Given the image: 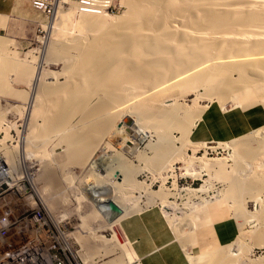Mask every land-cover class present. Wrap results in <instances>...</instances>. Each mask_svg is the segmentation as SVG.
I'll use <instances>...</instances> for the list:
<instances>
[{"label":"bare ground","instance_id":"1","mask_svg":"<svg viewBox=\"0 0 264 264\" xmlns=\"http://www.w3.org/2000/svg\"><path fill=\"white\" fill-rule=\"evenodd\" d=\"M124 1L125 3L127 1L129 2L127 3L130 4L131 7L129 8L131 9V11L128 13V16H126V18L123 21L116 24L118 26V28L117 26L116 28L117 30L119 29L118 30L119 33L122 34V38L118 40L117 39L118 37H116L117 41H115L112 45H110L111 44L110 43L109 45L111 47H109V49L105 52L101 51L102 50L101 46L103 45L99 42L97 43L93 42L95 45L93 46L91 45L92 47L90 48H87L83 46V44L82 45L80 44L81 47L79 52L82 56L87 57L88 55L87 57L88 60H86L87 62L82 60L83 62H86L84 68H80L77 66L78 69L80 68L81 72H79L80 75L76 77L79 80V77L81 76L80 81L82 83H79V86H77L78 84H76L75 86H73L72 84L71 87L76 88V87H80V84L82 85L79 89L77 88L79 91L75 92L74 89L75 93L73 97L72 95H70L71 93L70 94L68 93L69 90L65 89L67 90V93L71 96V100L69 104L71 105V107L69 108L71 112L68 110L70 114L67 117L79 113L83 118V120H86L88 122L87 124L88 126L87 127L85 126L87 130L83 131L84 133L81 132L80 134H78L79 132H77V134H73V130H72L71 131L72 134L68 136L66 139H64L69 148V152L67 155L68 160L70 163L74 164L75 166L77 165L80 166V168L82 167L84 168V166L87 165L86 164L87 162H91L90 171L93 176L96 175L95 177L97 180L98 179L101 180V183L99 182L101 185L100 184H96L95 186L90 185L89 186L90 193H92V189L97 191L99 193L100 198L98 196L96 199H98L99 202L104 196H105L104 198L107 197L106 201L100 202L106 211L109 210L107 208V203L109 201L114 202L121 210L125 209L124 207H127L126 205L129 204V201L131 200L133 194L132 193L131 195H129L127 194L128 192L126 191L127 190L133 191L139 188L143 189V186L145 184L142 186L141 183H139L136 180V174H138L139 171L142 170L139 169V171H137L138 169H136V167L133 166L132 163L130 164L128 161L124 160L125 156L122 158V156H120L117 153V155L119 156L118 159L116 160L110 158L112 161H110L109 157L105 153L95 157L94 153L98 148H101L100 146L104 145V147L106 146L107 148L110 147L112 144H115L118 147L123 148L124 153L135 154L138 158H144L147 161L148 166L150 165V167H152L156 172L166 171L164 169L171 166L172 163L174 164L175 158H173V155L177 151V148L174 144L175 136L174 137L171 136L170 135L171 133L168 134V131H170L168 126L161 127L164 128L165 131L168 130L167 133L162 135H159L157 133V132H161V129L159 131L160 127L156 126L157 123L154 126L152 125L154 119L151 118L152 117L155 118L154 117L155 115L158 116L157 113L160 112V109H156L155 111L154 110L150 111L149 109L151 107L152 102L156 104L158 103L162 104L161 103L162 100L160 101L159 99L161 98L159 97V93L162 92L164 89H166V87L168 88V86H172V84H175L176 82H178L177 84L179 83L181 85L184 84L183 83L184 79L189 77L187 75L191 73L190 76L191 78L189 79L187 78V80L191 82L195 81V83L198 82L200 86L204 88L203 89L204 94L201 95V100L202 99L207 100L209 99V97L214 95V93L217 95L220 92L218 89H221L226 84L230 85L231 88H234L232 86L238 84V83L235 84L236 81L241 80V79L234 80L233 78L234 77L233 74L238 73L239 78H242V80L244 79L243 81L247 83L246 84L247 86H252L254 88L256 86L259 87L256 88V92L264 95V0H124ZM160 1L165 3L166 9L164 10L166 12L164 11L165 14L162 15V18L158 17L159 18L158 19L156 18L157 12L154 6L155 4L157 5L159 3L161 4ZM88 2L87 3L89 5L85 7L90 8L92 5L91 2H93V0H88ZM104 6L107 5L102 4V6L100 5L98 7L100 11L98 10H91L90 12L81 11L83 13H81L78 16L79 19L76 20L75 23H71V24L69 23V25H67L66 22H64V24L67 25L64 26L62 21L68 16L63 17L61 21L56 20L57 15L61 11V0H56L55 19L53 20L52 23H49L48 27L50 28V30L53 31V34L58 30L59 31L61 30L60 32L65 31V33L67 32L68 34L73 33V32L70 33L68 31L69 28L77 30L78 32L79 30L100 31V28L104 23L103 22L104 16L100 15L101 13L105 12L103 10ZM104 24H106V22ZM62 33H60L62 36L66 35L64 33L63 35ZM59 37L61 39V36ZM9 40L4 39L2 37L0 38V55L2 52L8 50L7 48L10 42ZM52 44L51 42H49L47 45V41H45V46L42 55L43 61L41 60L42 63L41 65L47 64L48 62L52 61L53 58L56 57L57 59H55L54 61H57L58 59L60 61H63L67 70L69 71L75 70L76 71L75 74L78 75L77 69L73 70V65L75 62L74 63L72 62L74 61L73 60L74 58L71 57L69 53H67L68 51L67 52L64 51V55L62 57L61 55L58 54V52L55 49L51 47ZM61 52H63V50L60 51V53ZM6 57H7L6 59L8 60L9 59L11 60L12 58V57L9 58V56ZM80 58L82 59V57ZM76 59L79 60V58ZM4 62L7 61L5 60ZM12 63H16V62L14 61ZM82 64L83 63H81L80 65ZM96 66L100 68V70L98 69L99 71L97 70V72L95 70V68L97 69ZM11 67H14L15 69L19 70L21 73L23 71L26 72L29 71L33 79L32 81H34L33 83L34 89L31 90L32 91L31 95L33 94L35 96V100H33L34 101L33 105L31 106L29 105L25 113L26 114L25 120L26 123H28L27 131L29 132L28 135L22 140L27 150H29L28 148H30L33 141L36 140L35 138L36 124L33 122L34 115L37 111H39V113L41 112L40 105L44 103V100L47 98V96L46 98L45 96H43L47 94L46 92H45L46 94H43L45 88H48L46 90H48L51 93V96L48 97L53 98L55 96L54 93L56 94L57 97L58 94L60 96L61 93L63 94V92H65L64 91L65 85L60 86L62 88H58V87L52 88L53 87L51 86L52 84L50 85L49 83H47V81L50 79V77L47 76V74H50L47 73L48 70L45 71L43 69L41 71L40 70L34 71V69L32 68L31 70L28 68L29 69L28 70L27 66L22 64L21 65L13 64V66L10 65L9 69H11ZM183 69L187 73H183ZM75 74L73 73V75ZM184 74H187L186 75L187 77H183ZM73 75L71 74L72 80L74 81L73 77L75 76ZM31 77H29V79ZM77 78L75 79L77 80ZM56 80L58 81V79ZM69 80H71V77ZM242 80L241 82H243ZM190 83L189 85L186 84L187 87L191 85ZM70 85L65 87L69 88ZM192 85H194L195 87L197 86L196 84H192ZM226 86L223 88H228ZM192 87L191 90L195 91L193 90L194 88ZM197 87H199V85ZM197 91H199L198 88ZM262 99L264 100V97ZM174 107L175 106L168 105L165 108V110H168L167 112L168 116L170 117L173 116V118H174V113H176L175 111L178 112L179 110V107L178 108L177 107L174 108ZM203 109L198 110L199 112L197 111V114L194 110H193L194 113H192L193 111L191 110H190L191 112L186 111L184 112L185 113L184 116L183 115L182 117L179 116L180 119L177 118L180 122L183 123L182 124L179 122V126H180L179 128L181 129V131L182 130L186 131V132L182 131L184 132L183 135L187 133L189 129V125H193L194 123L193 121L196 117H199L198 120L200 119V121H202L204 113L206 112L205 111L206 109L204 110ZM161 114L162 115L164 114V116L166 115L164 111ZM162 115L160 117H162ZM167 118L169 119V117ZM156 119L155 122H157ZM129 120L131 121L130 125L128 124ZM157 120L160 121V119ZM66 121L70 122L68 121V118L67 120H65V122ZM57 122L58 121H56L55 125H57ZM190 122L193 123L190 124ZM161 124L162 123H160L159 125ZM50 129L52 128L50 127L49 131ZM190 130L191 129H189V131ZM154 136L158 137V140L156 143L153 144L152 141L154 140L153 139ZM105 140L106 142H104ZM239 141L238 143L241 144V146L238 145V143L234 145V147L235 146L238 147L234 148L235 149L234 153L236 154H234L235 158L233 157L234 158L233 160H235L234 164L236 166L235 168L234 167L233 168L235 169V172L237 174L236 177H233L231 179L232 183L231 182L230 183L232 186L229 188V190L230 189L231 190L229 191L228 189H226L228 190V192L226 193L223 192V193L227 196L226 198H230L231 203L233 202L232 208L234 209L235 212L234 216L236 215L237 218L236 220H238L240 224L248 220L250 224L254 225L253 227H255L256 230L255 231L252 230L253 235H251L253 236L254 243L256 245H264V207H262V205L264 204L261 205V208L263 209H261V211L257 212L256 214L255 213L248 214L247 213L248 211L244 210V208L238 209L237 207L238 205H236L238 204L239 201L242 202L241 201L242 197L239 196H242L240 194L243 191L252 194V199H253V197L255 198L264 188V167H263L264 166L263 165L264 130L260 131L259 134L257 133V135H254V137L248 138L247 136L245 139L243 138ZM147 142H149L148 145L146 144ZM145 144L147 147L150 146V150L154 149L153 157H148L146 151L147 147H145L144 150L142 149V147ZM180 152L181 150L179 151V154H181ZM4 154L6 155L5 157L0 156V166L1 167L7 166L9 168L6 169L0 167V185L6 184L11 186V183L7 184L6 181L11 180L15 182L17 178H19V177L17 178L13 177L12 169H14V164L15 163L18 164V161L21 160V158L19 157L20 159L19 160L17 159V155L19 153L17 154L16 152L14 153L16 156L15 159L11 155L12 153L10 154L8 151ZM26 154L29 155L28 153ZM174 156L177 157L176 154ZM181 157L183 156H180V158ZM24 161H28V165L26 169L31 170L35 167L34 165L36 162H29L30 161L29 158H25ZM206 163H207V171L209 170V172L211 171L212 168H217L214 177L217 174L222 178L223 177L222 175L225 176V174H228L226 173L227 171L225 172L224 170L225 164L224 162H222V160L208 159ZM173 166H175V164ZM173 166H171V168ZM43 171L42 173H40L39 179L45 182V186H43L41 192L43 193L42 198L45 200L49 211L45 208L46 206L44 204V201H42L39 195H38V198L40 199V200L38 199L39 204L34 201V198L32 196H29L30 198L24 199V203L28 204L25 205V207H29V206L34 207L37 205L42 206V208L52 218V221L55 225L54 238L58 239L60 237V240L62 241L64 246L67 247V249L69 248L73 249L70 250L71 252H73L75 257L78 256V258H80L79 264H84L82 257L85 260V256H87V258L89 259L91 258L90 256L94 254H100L101 246H104L103 248L106 250V254L111 252L112 251L111 247L113 245L110 247L111 244L109 245L108 241L112 236V227L110 228L106 227L109 228V230L108 229L105 230L101 226L104 229V231H102L101 234H96V232L90 233V234H94L92 235L94 237V240L95 237L96 238L99 237L100 240L99 241L96 240V241L100 243L97 242L95 243V241L93 242L92 241L93 237H91L90 235L86 236L84 234H81L82 233L81 231H77L78 233L81 232L80 234L77 233V241L79 242L82 241V243L80 242L82 244V250L85 251L86 253L82 254L78 248H75L73 246V244L76 246L77 244H75L74 237L72 236V232L71 230L65 229V226L72 227L71 223L64 220H62L61 222L58 221L60 217L57 214L59 213L58 210H60L61 207L60 206L61 200L58 199V194L66 193V191L69 190L73 192L77 191L76 192L77 194L81 192H79L78 187L74 188L73 186L71 189L69 188V190L65 189L64 185L61 184L60 180L59 181L57 180L54 171L52 172L50 168H46ZM90 171L88 172L90 173ZM253 171L255 172L254 177H240L242 175L244 176V174L246 175V173L251 174ZM99 172L104 174H99ZM72 173L74 174V172ZM159 174L161 175V173ZM28 179L32 180L29 177ZM68 179L69 178H66L65 180L68 181ZM34 184L36 185V183ZM34 184L32 182L33 187L36 188ZM200 190L202 191L203 187L201 189L192 190V192L198 193V191ZM205 191H208V189ZM145 193L150 201L153 200L154 196H157L156 193L149 190L145 191ZM159 194L161 193H158V195ZM161 195H166V193ZM133 197L136 198L137 196H133ZM235 197L237 198L239 197L240 200L237 201L238 199H236ZM226 198H221V197L218 199L216 198L217 200L214 199L215 202L210 201V203H206L207 201L203 199L204 201L203 205L201 203L200 204L202 206H200L199 204L198 205L201 207V210L209 211L208 209L210 208L211 213L213 214L215 213L214 215H216V217H221L224 213V208H221V205H218V203H221L222 201H227ZM257 200H259V197L256 199V201ZM33 201L36 204H33ZM211 203L215 204L216 206ZM243 206L244 205H242V207ZM128 211L125 210V212L127 213V214L125 213L126 217H130L129 216L130 212ZM93 214H95V211ZM97 214L98 213H96L95 215ZM78 215H79L78 217H80V219L82 220L83 224H85L86 226H88L87 224L91 223L90 216L84 217L79 213ZM188 215L186 213L185 216L184 213L185 217H183L182 219L185 222L183 220L182 222L183 224L186 223V225L181 224L179 227L178 224L177 226L176 224H173L175 222H173L172 225H170L172 221L169 224L168 223L169 221L166 222L168 217L166 219L164 218L168 228H170L172 234L174 235L175 241H177L179 243V246L182 247V250L184 251V255L186 257L188 264H235V263L251 264L249 263L247 258H243V256H241V251L242 252L245 251V250L243 251V247L246 248V244L243 241L245 238L242 240L241 235L239 236L235 235L234 238L231 240V242L226 246L222 245L220 247H216L215 249L205 251L203 254H198L196 256H194L195 254L192 255L193 246L190 240V233L192 232V230H196L197 226L194 221L193 215L190 216ZM99 216H94V217H99ZM109 217L110 220H107V218L106 220L107 222L108 221L110 222L112 219L111 224L108 222L110 226L116 224L114 223L115 217H113L112 213L110 215L108 214V218ZM118 217H116V220L118 218L117 225L119 229L118 244L122 249L124 248L126 250L128 249L129 245L127 244L128 246H126L127 247L126 248L124 246L125 243L122 242V240H124V236H123L124 231L122 228L123 219H121L120 216ZM123 217L125 218V216ZM103 218L105 219V217ZM108 223L107 225H109ZM89 229L91 230V227ZM97 232L100 231L97 230ZM82 238H84V240H82ZM199 238L200 239L198 240H204L203 236H199ZM1 242H4V240L1 239L0 243ZM100 257L102 256L100 255ZM117 258H118V263L119 261H122V263L119 264H124L123 260H120V257ZM128 261H130V258ZM124 262H126V260H124ZM104 264H117V261L111 259L107 262H104Z\"/></svg>","mask_w":264,"mask_h":264},{"label":"rangeland","instance_id":"2","mask_svg":"<svg viewBox=\"0 0 264 264\" xmlns=\"http://www.w3.org/2000/svg\"><path fill=\"white\" fill-rule=\"evenodd\" d=\"M41 1L43 3L51 6L53 8V11L49 14H47V13L45 14L43 12H40V11H38L32 7V4H31L32 0H30L31 6H29L25 10L23 15L21 14L20 16H17L15 18V21H14L15 23H14L13 29H11V31H9L5 34L4 33L0 34V37H2L4 39H8V40L11 39L12 40V41L9 40L12 45L9 42V45L7 48L8 50H6L5 52H2L0 55V156L5 157L6 155L4 153H6L8 151L10 154L12 153L11 155L15 159L16 156L14 153L16 152L17 154L19 153L17 155V159L18 160L20 158H21V160L23 159L22 161L19 160L18 164L15 163L14 169H12L13 170L12 171L13 177L14 178L19 177L21 179L17 178V180L15 182H13L11 180H7L6 181L7 184L11 183V186L6 185V184H3L2 186H0V219L2 220L3 217H5L7 215L6 214L7 209H8V211L11 212L12 216L18 215L19 207H16V206H18L16 204V198H18L19 196H28V197L32 196L34 198V200L39 204V200H40L38 198V195H39L41 197L42 201H44V204L46 206L45 208L48 210V206H47L45 200L42 198L43 193L41 192V189L43 188V186H45V182L40 180L39 177H40V173H42L43 170H45L46 168H50L52 170V172L54 171L55 177L57 178L58 181L60 180L61 184L64 185L65 189L69 190V188L71 189L73 186L74 188L78 187L79 192H81V193L77 194L76 193L77 191L73 192L70 190L69 191L65 190L66 193H59L58 199L61 200L60 201L61 207H60V210H58V212L60 214L58 213L57 215H59V217H60L58 221L61 222L62 220H64V221L71 223V226H72L71 232H72V236L74 237L75 244H77L76 248H78L82 254L86 253V252L82 250V244H81L82 241H80L81 243L79 241H77V233H78L77 231L82 232V233L79 232L78 234L81 233V234H84L86 236L90 235L91 237H93L92 235H94V234H90V233L96 232V234H101L102 231H104V229L109 230V228L112 227V236L110 237V240L108 241L109 245L111 244L110 247L113 245L112 246L113 248L111 247L112 251L110 249L111 252L106 254V250L103 248L104 246H101L100 254H94V255L90 256L91 258H89V259L87 258V256H85V260L82 257L84 264H104V262H107L111 259L116 260L117 264L122 263V261H119V263H118L117 257H120V260H123L124 264L125 263H127V264L133 263V262H131L134 259L133 251L131 248V244L127 240L125 234H123L124 240H122V242L125 243L124 244L125 247L128 245L130 247L128 246V249L125 250L124 248L122 249L118 244L119 243L118 242L119 241V238H118L119 237V235H118L119 229H118V225H117L118 224L117 220L119 217L117 216L118 217L117 220L115 217L114 223H116V224H114L112 226H110V224L112 223L111 222L112 219L110 222L108 221L110 224L107 222V220H110V217L108 218V214L109 215L111 214L110 210L106 211L104 209V207L102 206V204L100 203L101 201H106L107 197L104 198L105 197L104 196L101 199V201L99 202V200L96 199L99 196V193L93 189H92V193H90V189H89L90 185L95 186L96 184L101 183V180L100 179L97 180L95 177L96 175L93 176L91 171H90L91 162H87L86 163L87 165H85L86 167L85 166H84V168L82 167L83 169L80 168V166H78V165L75 166L74 164L70 163L68 160V156H67L68 152H69V148H68L67 143L64 140L72 134V132H71L72 130H73V134H77V132H79L78 134H80L81 132L86 131L87 130L86 127L88 126L87 125L88 122L86 120H83V118L81 117V115L79 113H76L75 115H71L72 118H71V116L67 117V116H69V114L71 112V110L69 109L71 107V105H69L70 100H71L70 95H72V97H73L74 93L76 91H79L78 89L81 87L82 84H80V87H76V88L71 87V86H72V84H73V86H75L76 84H78L77 86H79V83H82L80 81L81 76L79 77V80L77 77L80 75L79 74V72H81L80 68H84V65H86V62H87L86 60H88L87 59L88 55H87V57H85V56H82L80 54V52H79L80 47H81L80 44L81 45L83 44V46L90 48L93 45H95L94 43L99 42L103 45V46H101L102 50H101V48H100V50L103 52L107 51L109 49V47H111L110 45H112L115 41H117V39L119 40L120 38H122V34L119 33V31H118L119 29L117 30L118 26L116 24L123 21L126 18V16H128V13L131 11V9L129 7H131V6H130V4H128L129 3L128 1H127L128 3L127 2L125 3L124 0H110V5L104 10L105 12L100 14V15L104 16L103 22L104 23L106 22V24L103 23L102 27L100 28V31H97V30L96 31H87V30L83 31L81 29L82 31L79 30V32H78L77 30L69 28L68 31L70 33L71 32H73V33L68 34L67 32L65 33V31L64 32L62 31L64 34H66V35H64L62 32H60L61 30L60 31L58 30L59 32L57 31L53 34V31L50 30V28L48 27L49 23H52L53 20L55 19V14H56L55 13V3H56V0H41ZM78 1L79 0H61V11L57 15L56 20L61 21L63 17L68 16V17H66L67 20L65 18L62 21L63 24H64V22H66L67 25H69V23L70 24L75 23L76 20L79 19L78 16L81 13H83L80 11L81 8H80ZM160 2H161V4L159 3L160 5L155 4V6H154V8L157 12L156 18H158V17L162 18V15H164L166 12L164 10V9H166L165 3L162 1H160ZM156 3H158V2H156ZM158 6L160 7V9ZM157 9H159V10H157ZM162 12H163V14H162ZM158 13H159V15H158ZM62 22H61V24H62ZM67 25L64 24V26H67ZM116 26H117V28H116ZM58 33L59 34L62 33L64 36H62L61 34L59 35ZM59 36H61V39ZM116 37H118V38L116 39ZM44 40L47 41V45L49 42H51V44L53 43L51 45V47L53 49H55L58 52V54L61 55L62 57L64 55V51L65 52L68 51L67 53H69L71 55V57L74 58L73 59L74 61L72 62V63L75 62L73 65V70L77 69L78 75L75 74L76 73L75 70L74 71L67 70L63 61H60L59 59L57 61H54L55 59H57L56 57L53 58L52 61L48 62L47 64L41 65L42 64L41 60H42V55H43V49L45 46ZM62 50H63V52H61V53H63V54L60 53V51H62ZM6 56H9V58L12 57L11 58L12 61L10 59L9 60L6 59L7 58ZM80 57H82V59ZM76 58H79V60H77ZM3 60L4 61L6 60L7 62H4ZM82 60L86 61V62H83ZM14 61L16 63H12ZM80 61H81V63H83L82 65H80L81 64ZM13 64H18V65L22 64V65L27 66V69L29 68L31 70V68H32V69H34V71L35 70L41 71L43 69L45 71L48 70L49 72L47 71V73H50V74H47V76L50 77V79L47 81V83H49L50 85L52 84L51 85V86H53L52 88H55V87L56 88L57 87L62 88L60 86H64V85L67 87L68 85H70V82L72 81L71 85H70L71 88L70 87L66 88L64 86L65 92H63V94L66 96V98L62 93L59 96L58 92H57V94H58L59 98H58V96L56 97L55 93H54L55 96L54 97L52 96L55 100L53 98H49L48 96H51V93L48 90H46L48 88H45L43 94H46V93L47 94L43 95V96H45V98L47 96V98L44 100V103L41 104L42 107H44V108H42L40 105V108H41L40 111L41 112L39 113V111H37L34 115L33 122L36 124V128H35L36 140L33 141V143L31 144L32 148H31V146H30V148H28L29 150H27V148L23 144L22 140H23V138H25L28 135V132H29V131H27L28 130V128H27L28 123H26V120H25V117H26L25 113H26L29 105L30 106L33 105V102H34L33 100H35V96L33 94L31 95V93H32L31 90L34 89L33 88L34 81H32L33 79L30 75V72L28 71L29 69L27 70L28 72L22 70L23 72H26V73L22 72L23 74L19 70L15 69L14 67H11V69H9L10 65L13 66ZM77 66L80 68L78 69ZM81 66H83V67H81ZM96 67H97V69L95 68V70L97 72V70L98 69L100 70V68L98 66H96ZM68 71H69V73H68ZM73 73L75 75H73ZM183 73H187V72H185L183 69ZM25 74H26V76H25ZM71 74L73 76H75V77H73V79L76 82H74L72 80ZM27 75L29 77H31L30 78L31 80L29 79V77ZM186 75L187 74H184L183 77L189 76L187 78L188 79L191 78L190 77L191 73H189L187 76ZM233 76H234L233 77L234 80H236V79L242 80V78H239L238 73L233 74ZM70 77H71V80H69ZM75 78H77V80ZM187 78L184 79V81H183L184 84H182V85L180 83L177 84L178 82H176L175 84H172V86H168V88L166 87V89H164L162 92L159 93V97H161L159 99H160V101L162 100V102H161L162 104H159V103L156 104V103L152 102L151 107L149 108L150 111H152V110L155 111L156 109H160V112L157 113L158 116L153 115L155 118H153V117L151 118V119H154L152 125L154 126L157 123L156 126L160 127L159 131L161 129V132H157V133L159 135L167 133L168 130L165 131V129L161 128V127L162 126L163 127L168 126V128L170 129V131H168V134L171 133L170 134L171 136H173V137L175 136L174 139L176 141L174 140V144L177 148V151H176V153H174V155L176 154L177 157L173 155V158H175V160H174L175 166H173L174 165L173 163L171 164V166H173L172 167L173 169L171 168V166H169L170 168L168 167V168L164 169L166 171L156 172V171H154V169L152 167H150V165L148 166L147 161L144 158H138L135 154L124 153V149L118 147L115 144H112L110 147H107V148H106V146L104 147V145H102V146H100L101 148H98L96 150V152L94 153L95 157L105 153V154H107L109 159L111 158V159H116V160L119 157L117 155V153H118L120 156H122V158L125 156L126 159L124 158V160L128 161L130 164L132 163V165L135 166L136 169H138L137 171H139V169L142 170V171H139L138 174H136V180L139 183H141L142 186L144 184L145 185L143 186V189L139 188V189H135L133 191L132 190L126 191V192H128L127 194H129V195H131L132 193L133 194H132L131 200L129 201V204L126 205L127 207H124L125 209L121 210V215H119L120 218L123 220L127 218L125 215V213H126L125 210L126 211L130 210V211H128V212H130L129 216H131V214L133 216V215H139L147 209L157 208V210L160 212L163 219L164 218L166 219L168 217L166 222L169 221L168 223L170 224V222L172 221L170 225H172V223L175 222L173 224H176V226L178 224V227H179L181 224H183L182 218L186 216V213H187V215L189 214L188 216H190V215H193L197 211L207 212L206 210H201V207H200L204 203L203 199H205V201H207L206 203H210V201L215 202V200H217L220 197L226 198L227 196L223 192H225V193L228 192L229 188L232 186L231 185V183H232L231 179L233 177H236L237 173L235 172V169H234L236 166L234 164L235 160H233V159L235 158L234 154H236V153H234L235 152L234 148H236L238 146L234 147V145H236V143H238L239 140H241L243 138L245 139L247 136H248V138L254 137V135H257V133L259 134L260 131L264 130V124H263V127H258L256 129L252 130L251 132L244 134L243 136H241L239 138L232 139V140H228V141L223 140V141H218V142L217 141H206V140L200 141V140H195L192 138V134H193L194 129H196L200 125V122H201L200 119L198 120L199 117H196L197 119L196 118L194 119V121H193L194 123L190 122V124L193 123V125H189V129H191V130L189 131V129H188L187 133H185L184 134L185 136H184L183 133L186 131L185 130H182L184 132L181 131V129L179 128L180 127L179 126L180 121L178 119H180L179 116L180 117H182V115L184 116V114H185L184 112H186V111L188 112L190 110L191 111L194 110L197 114L198 110H201L203 108L207 109L208 105H210L214 102L221 104V106L224 109H230V108L247 109V108L254 106V107L262 108L264 110V106H262V105H264V103H263L264 100L262 99L264 97V95L256 92V88H259V87L256 86L254 88L252 86H247L246 85L247 83L245 81H243L244 79L242 80L243 82H241V80H239L240 83H239V81H236L235 84H237V83L238 84L232 86L234 88H231L230 85L226 84L228 86H226V85L225 86L228 87L229 89L223 88L225 86H223L222 88L220 87L222 90L218 89L220 92L217 95L214 93V95L209 97V99H207V100L202 99L201 100V95L204 94V90H203L204 88L201 87L198 82L195 83V81H192V82L188 81ZM56 79H58V81ZM66 81H68V82H66ZM57 82H59V83H57ZM188 82L189 83L191 82L190 83L191 85L192 84H196L197 86L199 85V87H201V88L196 86L199 90V91H197V88L194 85H192L193 87L191 85L187 87V85H189ZM62 83H64V84H62ZM240 86L243 88H241ZM191 87L194 88L193 90H195V91H192ZM65 89L69 90L68 93L69 94L71 93V94L69 95L67 93V90H65ZM74 89H75V92H74ZM224 89L226 92L224 91ZM229 92H230V94H229ZM223 94H225V95H223ZM229 95H231V96H229ZM25 96H27V97H25ZM221 97H223V98H221ZM60 98H61V100H60ZM67 98H69V99H67ZM218 98H219V100H218ZM224 98H225V100H224ZM68 101H69V103H68ZM175 103H178V104H175ZM164 105L166 107L168 105L175 106L177 108L179 107V110L178 109L177 110L180 114L177 111H175L176 113H174V118H173V116L172 117L168 116V113H167L168 110H165L166 107ZM163 111L167 115V117H169V119L166 117V115L164 116V114L163 115L161 114V113H163ZM194 111L192 113H194ZM161 115H162V117H160ZM163 116H164V118H163ZM262 117H263V121L261 123H264V112L262 113ZM67 118H68V121H70V122H67V121L65 122V120H67ZM69 118H70V120H69ZM156 118L160 119V121L157 120ZM161 118L163 121L161 120ZM155 119L157 122H155ZM55 120L58 121L60 125L58 124V122H57V125H55V123H56ZM173 120H174V122H173ZM64 122L66 123V125ZM150 122H151V120H150ZM167 122H168V125H167ZM67 123H68V125H67ZM69 123H70V125H69ZM160 123H162V124L159 125ZM170 123H171V125H170ZM180 123H182V122H180ZM50 127L52 129H50V131H49ZM56 127H58L59 129ZM83 128H86V129H83ZM168 128H166V129H168ZM66 134H68V135H66ZM186 134H187V136H186ZM188 134H190V135H188ZM156 136L153 137L154 140L152 139L153 144L156 143L158 140V137H156ZM181 139H183V140H181ZM44 140H45V142H44ZM104 142H106V140ZM230 142H231V144L232 143L233 144L231 145ZM239 143H240V141H239ZM239 143H238V145L241 146V144H239ZM146 144L148 145L149 142H147ZM146 144L142 147L143 150L145 147H147ZM146 149H147L146 151H147L148 157H153L154 156V154H153L154 149L150 150V146L147 147ZM180 150H181L180 153L183 155L179 154ZM177 152H178V154H177ZM26 153H28L29 155H27ZM122 153H123V155H122ZM179 155L183 156V157L180 158ZM27 156H29V157H27ZM25 158H29L30 159L29 162H36L34 165L35 167L33 169H31V170L26 169L27 165H28V161H24ZM176 158H177V160H176ZM111 159H110V161H112ZM208 159L222 160V162H224V164H225L224 170H225V172L227 171L226 173H228V174H225V176L222 175L223 176L222 178L220 176H218L217 174L214 177V174L216 173L217 168H212L211 169L212 172L211 171L209 172V170L207 171L206 161ZM203 161H205V162H203ZM263 165H264V162H263ZM148 167H150V168H148ZM225 167H227V168H225ZM1 168L7 169L9 167L2 166ZM233 169H234V171H233ZM88 171H90L91 174ZM72 172H74V174ZM97 173H98V171H97ZM159 173H161V175ZM254 173H255L254 171L251 174L246 173V175L244 174V176L242 174H240V175H242L240 177H254V175H255ZM99 174H104V173L99 172ZM30 175H32V176H30ZM28 177L31 178L32 180H29ZM218 177H220V178H218ZM66 178H69L68 181L65 180ZM32 182H33V184L36 183V185L34 184L36 186V188L33 187ZM146 187H147V189H146ZM202 187H203V190L202 191L200 190L201 192L200 191H198V193L192 192V190L201 189ZM91 188H94V187H91ZM108 188H109V186H108ZM35 189L37 190V192ZM130 189H132V188H130ZM207 189H208V191H205ZM226 189H228V190H226ZM263 189L258 194L259 196L258 195L256 196L257 198L259 197L260 201L259 200L256 201V199H257L256 197H255L256 199L254 197L252 199V194H250L249 192L247 193L245 191H243L240 194L242 196H239V197L243 198V199L241 198L242 202L239 201L240 200L239 197L238 198L235 197L236 199H238L237 201L240 202V203L238 202V204H236V205H238L237 206L238 209L244 208V210L248 211L247 212L248 214H253V213L256 214L257 212L261 211V209H263V208H261V205L264 204V190ZM80 190H82V191H80ZM147 190L152 191V192L157 194V196H154L152 201L149 200L148 196L145 193V191H147ZM221 190H223V191H221ZM88 191H89V193H88ZM220 192H222L223 194ZM158 193H161V194L166 193V195H161V194L158 195ZM140 194H141V196H140ZM45 195H47V194H45ZM133 196H137V197L135 198ZM99 198H100V196H99ZM211 198H212V200H211ZM7 199H9V200H7ZM226 199H227V201H222L221 203H218V205H221V208H224V213L221 217H216V215H215L214 216L215 222H217L219 220H223L225 218H230L234 222V225L236 227L235 235H238V236L241 235L242 240L245 238L243 241L246 244V248L243 247V251L244 250L245 251L244 252L241 251V256H243V258H247L249 263H251V264H264V245H256L254 243L253 236H251V235H253L252 230H254V231L256 230L255 227H253L254 225L250 224V222H248V220H246L240 224L238 222V220H236L237 219L236 215L234 216L235 212H234V209L232 208L233 202L231 203L230 198H226ZM8 201H10V202H8ZM261 201H263V202H261ZM211 204H213V203H211ZM213 205H215V204H213ZM242 205H244L246 208L244 206L242 207ZM39 206H41V205H39ZM198 206H199V208H198ZM193 207H194V209H193ZM262 207H264V205H262ZM41 208H42V206H41ZM193 210H195V211H193ZM94 211H95V214L96 213H98V214L97 215L93 214ZM183 212L185 213V216H184ZM78 213L84 217L90 216V222L92 224L91 223L87 224L88 226L83 224L80 217H78L79 216ZM122 213H124V214H122ZM99 214H100V216H99ZM101 215L103 217H105V219ZM122 215L125 216V218ZM94 216H99V217H94ZM106 218H107V220H106ZM165 219H164V221H165ZM106 222L109 225H107ZM213 224L214 223L210 224L209 226H207L205 228L203 227L204 229H199V230L196 229V230H192V232L190 231L191 232L190 233V240H191V238H198L199 236H203L204 237L203 239H205L209 235V232L211 233ZM183 225H186V223H184ZM90 227H91L92 231L89 229ZM106 227H109V228H106ZM97 230L100 232H97ZM169 230H170V228H169ZM203 230H207L209 232H206V233L201 232ZM171 233H172V231H171ZM173 237H174V235H173ZM82 240H84V238H82ZM96 240L99 241L100 238L95 237V240H94V237H93L92 241L93 242L95 241V243H96L97 242ZM200 242L203 243L204 241L200 240ZM230 242L222 244V245L226 246ZM97 243H100V242H97ZM222 245L216 244V243H213V244L209 243L207 245L201 244L200 245V251L194 252L192 250V255L195 254L194 256H196L198 254H203L205 251L215 249L216 247H220ZM181 249H182V247H181ZM242 253H243V255H242ZM100 255L102 257H100ZM101 258H102V260H101ZM103 258H104V260H103ZM129 258H130V261H128ZM124 260H126V262H124ZM252 262H255V263H252Z\"/></svg>","mask_w":264,"mask_h":264},{"label":"crops","instance_id":"3","mask_svg":"<svg viewBox=\"0 0 264 264\" xmlns=\"http://www.w3.org/2000/svg\"><path fill=\"white\" fill-rule=\"evenodd\" d=\"M31 4L30 0H0V34L11 31L15 18L23 15ZM205 111L200 125L193 131L192 138L195 140L228 141L263 127L264 124L261 123L264 110L259 107L224 109L214 102ZM208 210L193 214L198 230L214 223L211 233L201 231L209 232L203 243L198 240L199 237L191 238L194 252L200 251L201 244L222 245L235 236L236 227L230 218L215 222V215L210 208ZM122 228L134 255L133 263L130 264H188L184 251L175 241L157 208L127 217L122 221Z\"/></svg>","mask_w":264,"mask_h":264},{"label":"built area","instance_id":"4","mask_svg":"<svg viewBox=\"0 0 264 264\" xmlns=\"http://www.w3.org/2000/svg\"><path fill=\"white\" fill-rule=\"evenodd\" d=\"M109 1L93 0L92 8L85 7L90 3L88 0L78 2L81 5L80 11L90 12L91 10L100 11L98 7L102 4L107 5L103 7L105 10L110 5ZM32 7L45 14L53 11L51 6L41 0H33ZM27 198L30 197L16 198V204L19 207L17 216H12L7 209V215L0 219V240H4L0 243V264H79L80 258L75 257L71 252L73 249H67L60 237L54 238L55 225L49 214L38 205V207H25L28 204L24 203V199ZM34 201L33 204H36ZM71 228L65 226L66 230ZM73 246L76 248V245L73 244Z\"/></svg>","mask_w":264,"mask_h":264},{"label":"water","instance_id":"5","mask_svg":"<svg viewBox=\"0 0 264 264\" xmlns=\"http://www.w3.org/2000/svg\"><path fill=\"white\" fill-rule=\"evenodd\" d=\"M128 124H131V121H128ZM107 208L110 210V212L113 214V217H117L121 215V209L112 201H109L107 203Z\"/></svg>","mask_w":264,"mask_h":264}]
</instances>
